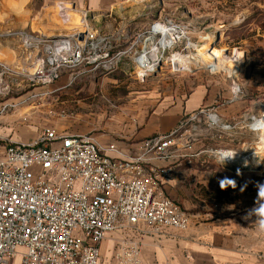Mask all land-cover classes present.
<instances>
[{"label": "built area", "instance_id": "2783aa9c", "mask_svg": "<svg viewBox=\"0 0 264 264\" xmlns=\"http://www.w3.org/2000/svg\"><path fill=\"white\" fill-rule=\"evenodd\" d=\"M187 27L170 19L155 22L141 44L138 35L122 49L113 46L112 36L98 34L86 21L82 29L47 41L19 34L26 47L32 46L31 40L43 44V70L37 71L36 77L51 81L59 69L113 72L130 54H136L134 62L151 47L170 48L164 34L173 37L174 47L182 40L186 47ZM237 94L232 90L229 102ZM15 106L3 105L0 113ZM262 111L245 114L239 128L258 132L253 122L264 118ZM202 116L207 121L199 127L201 135L230 128L220 124L215 112L202 107L182 118L170 132L143 139L134 152L124 151L114 142L103 145L88 133L68 134L50 127L28 142L4 138L0 153V264H98L101 243L107 239L114 242L112 264H144L140 257L144 236L157 235L164 227L186 230L190 225L189 214L160 183L157 163L205 154L215 157L217 149H202L192 155L187 152L201 137L187 134V126L199 123Z\"/></svg>", "mask_w": 264, "mask_h": 264}, {"label": "rangeland", "instance_id": "374dc122", "mask_svg": "<svg viewBox=\"0 0 264 264\" xmlns=\"http://www.w3.org/2000/svg\"><path fill=\"white\" fill-rule=\"evenodd\" d=\"M68 9L66 14L70 16L71 9ZM116 12L113 13L115 17H108L99 24L90 22L96 29L112 35L113 46L122 45L123 48L138 39V35L141 44L145 32L155 22L170 19L173 23L188 26L187 37L196 47H183L182 40L178 47L160 50L163 59L158 64V60L154 61L155 67L157 64L155 70L147 71L132 64L136 54L123 57L110 73L59 69L57 77L51 81L36 77L37 71L43 70L39 65L33 69H0V99H10L7 103L16 104L0 114V120L2 116L6 119L0 121V136H7V130L12 135L15 129L23 132L36 130V136L43 128L50 127L68 134L88 133L103 145H107L108 140L113 141L130 152L127 147L133 139L128 138V130L132 128L136 132L140 125L133 121L134 118L144 119L154 101L175 97L184 99L199 90L210 91L219 97L222 91H226L229 96L225 102L238 104L241 112L253 115L264 110V0H144ZM76 15H71L66 25L49 21L46 28L56 29L59 34H71L74 30L67 32V28L78 23ZM38 23L34 22L32 28L40 27ZM202 48L208 53L220 52L228 59L240 57L242 61L233 76L224 66L191 64V68L185 70L182 55H190L197 61V52ZM234 84L239 94L229 102ZM243 116L230 122L219 118L220 124L230 128L221 130V133L207 130L201 135L199 127L207 121L202 116L199 123L192 124L193 127L197 125L198 132L187 126V134L201 136L187 152L192 155L202 149H236L249 154L248 150L259 144L260 135L258 128V132L239 128L241 123L238 122ZM217 134H220L219 138ZM247 157L248 166L264 161L261 152ZM157 165L166 194L189 214L190 221L213 210L214 196L220 193L217 189L222 190L220 185L213 183L216 179L213 175L239 174L238 180L234 181L235 188L229 186L225 188L227 191L253 188L259 181L264 184V166L259 171L231 172L228 168L246 165L240 161H219L210 154ZM244 176H251L250 185L244 183ZM108 242L110 246L100 253L98 264L113 262L114 242L112 239Z\"/></svg>", "mask_w": 264, "mask_h": 264}, {"label": "crops", "instance_id": "0c3cea01", "mask_svg": "<svg viewBox=\"0 0 264 264\" xmlns=\"http://www.w3.org/2000/svg\"><path fill=\"white\" fill-rule=\"evenodd\" d=\"M142 1L144 0H0V69H33L40 66V58L44 54L43 44L38 45L31 40L32 46L26 47L19 33L23 32L43 41L68 35L46 27L49 21L66 25L71 15L76 13L77 22L83 18L98 34L112 36L96 29L90 22L99 24L108 17H115L114 12ZM68 8L71 9L70 16L66 14ZM34 22H39L40 27L32 28ZM43 27L45 30H42ZM69 28L72 26L67 29ZM114 47L122 48V45ZM228 96L226 91L216 97L210 91L199 90L195 95L184 99L175 97L154 101L151 111L144 119L140 121V117L134 118L133 121L140 126L136 132L132 128L128 130V138L133 139L128 150H138L142 142L139 140L171 131L182 118L202 107L211 109L224 122L243 116L245 112L240 111L238 104L225 102ZM9 100L0 99V109L3 105L11 104L7 103ZM10 109L12 108H7L0 114ZM4 120L6 119L2 116L0 121ZM5 133L8 135L0 136V153L3 151L4 138L28 142L39 134L35 136L36 130L32 129L26 132L15 129L12 135L8 130ZM106 142L109 144L113 141ZM237 175L239 174L229 173L213 177L216 178L217 185H220L221 182L229 184L230 181L238 180ZM242 179L247 185L252 181L251 176H244ZM260 183L259 181L256 187L248 186L238 191L217 189L224 193L214 196L213 210L194 218L186 230L164 227L157 235L144 236L140 247L141 260L144 264H264V230L259 228L260 217L256 215L259 208L264 207V197L259 196L264 184ZM108 240L101 243L100 253L110 246Z\"/></svg>", "mask_w": 264, "mask_h": 264}, {"label": "bare ground", "instance_id": "6f19581e", "mask_svg": "<svg viewBox=\"0 0 264 264\" xmlns=\"http://www.w3.org/2000/svg\"><path fill=\"white\" fill-rule=\"evenodd\" d=\"M74 15H76V13L72 14V16H74ZM84 25H85L84 19H81L78 21L77 24L72 26V28L67 29L68 30L67 32L72 31V30L75 31L77 29H82ZM163 28H165V27H163ZM167 30L170 31L171 34L174 33L172 27H169ZM64 32H66V31L63 30V33ZM172 38L168 35H165V34L163 35V40L166 42H170L169 43L171 45L170 49L174 48ZM174 39H176V38L174 37ZM187 45H188L187 46L188 48H190L191 46L194 48L196 47L195 44L192 43V41H190L189 39L187 40ZM159 56H160V58H159ZM197 56L198 57H196V58H198V60L196 61L195 58L191 57L190 55H182V63H183V67L185 68V70H189V68H191V64H197V65H200L202 67H205V66L208 67L210 65L213 67L224 66V67H226V70L229 71V74L231 76H233V74L237 70V65H239V63L242 61L240 57H233L231 59H228L225 55H222L220 52L208 53V52H206L205 48H202L200 50V52H197ZM137 57L138 58L136 59V61H134L132 64H135L136 67L141 68L143 71L155 70V68L157 67V64L160 62V60L162 58V56L160 54V49L158 47H151L150 50H148V52H143L142 54H139ZM157 58H159V59H157ZM192 58H194V61L192 60ZM133 59H135V58H133ZM154 61L155 62L157 61L156 67H155ZM153 62H154V64L151 67ZM233 92H235V93L238 92V87L235 84L233 85ZM211 118L214 121H217V118L215 116L212 115ZM253 126L259 129L258 133L260 135V141H259L258 145H254L250 149L248 148L249 154H244L241 150H236V149H227V150L226 149H217L213 152L215 157L218 160L240 161L246 165L248 163V157L247 156H249L250 154H254L256 152H258V153L261 152L264 155V118L254 120ZM255 166H257V165H255ZM251 167H254V166H251Z\"/></svg>", "mask_w": 264, "mask_h": 264}, {"label": "clouds", "instance_id": "9594fccd", "mask_svg": "<svg viewBox=\"0 0 264 264\" xmlns=\"http://www.w3.org/2000/svg\"><path fill=\"white\" fill-rule=\"evenodd\" d=\"M229 186L235 188V186H236L235 182L234 181H230L229 184H225L224 182H221V184H220V187L222 189L227 188ZM259 196L264 197V187H261V191H259ZM256 215H258L260 217L259 220H258L259 228L261 230H264V207H260L259 211L256 213Z\"/></svg>", "mask_w": 264, "mask_h": 264}, {"label": "water", "instance_id": "95a60500", "mask_svg": "<svg viewBox=\"0 0 264 264\" xmlns=\"http://www.w3.org/2000/svg\"><path fill=\"white\" fill-rule=\"evenodd\" d=\"M150 74V73H149ZM264 166V161H259L257 166L251 167V166H244V167H239V168H228L231 172H237V171H244V172H249V171H259L261 168Z\"/></svg>", "mask_w": 264, "mask_h": 264}]
</instances>
